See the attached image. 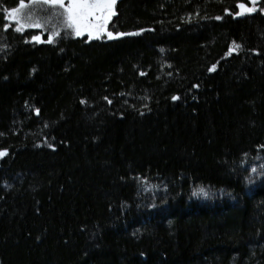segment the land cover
<instances>
[{
  "label": "trees",
  "instance_id": "16d2710c",
  "mask_svg": "<svg viewBox=\"0 0 264 264\" xmlns=\"http://www.w3.org/2000/svg\"><path fill=\"white\" fill-rule=\"evenodd\" d=\"M250 4L120 0V37L87 41L0 0V264H264Z\"/></svg>",
  "mask_w": 264,
  "mask_h": 264
},
{
  "label": "rangeland",
  "instance_id": "374dc122",
  "mask_svg": "<svg viewBox=\"0 0 264 264\" xmlns=\"http://www.w3.org/2000/svg\"><path fill=\"white\" fill-rule=\"evenodd\" d=\"M118 1L120 0H102L101 6L90 10L91 14L85 15L83 19L79 20V35H77L75 26H68L69 12L72 11L75 15V12L72 9V4L75 3L76 0H63L64 7H61L59 3L52 4L61 8L64 14L65 23L74 37L85 38L87 41H93L97 39L111 41L120 37V35L111 30V23ZM261 1L262 0H251V4L243 9L242 15L253 13L256 9H259V5L257 4ZM262 11H264V9H262ZM205 196L206 193L203 192L199 197L204 198Z\"/></svg>",
  "mask_w": 264,
  "mask_h": 264
},
{
  "label": "snow or ice",
  "instance_id": "6c2138e0",
  "mask_svg": "<svg viewBox=\"0 0 264 264\" xmlns=\"http://www.w3.org/2000/svg\"><path fill=\"white\" fill-rule=\"evenodd\" d=\"M50 2L54 4L59 3L61 7H64L63 0H50ZM101 3L102 0H76V2L72 4V9L75 12V15L73 14L72 11L69 12L68 26L69 27L75 26L77 35H79L80 34L79 20L83 19L85 15L91 14L90 10L101 6ZM7 27L8 25H5V29Z\"/></svg>",
  "mask_w": 264,
  "mask_h": 264
},
{
  "label": "water",
  "instance_id": "95a60500",
  "mask_svg": "<svg viewBox=\"0 0 264 264\" xmlns=\"http://www.w3.org/2000/svg\"><path fill=\"white\" fill-rule=\"evenodd\" d=\"M240 17H241V15H237V16H236V18H240Z\"/></svg>",
  "mask_w": 264,
  "mask_h": 264
}]
</instances>
